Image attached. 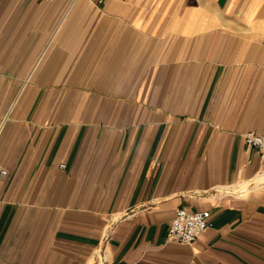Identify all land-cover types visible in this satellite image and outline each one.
<instances>
[{
	"label": "crops",
	"instance_id": "crops-1",
	"mask_svg": "<svg viewBox=\"0 0 264 264\" xmlns=\"http://www.w3.org/2000/svg\"><path fill=\"white\" fill-rule=\"evenodd\" d=\"M248 129L264 0H0V264H264Z\"/></svg>",
	"mask_w": 264,
	"mask_h": 264
},
{
	"label": "built area",
	"instance_id": "built-area-1",
	"mask_svg": "<svg viewBox=\"0 0 264 264\" xmlns=\"http://www.w3.org/2000/svg\"><path fill=\"white\" fill-rule=\"evenodd\" d=\"M243 139L258 149L261 170H264V133L248 129L243 132ZM0 173H5V169L0 168ZM209 215L208 209L189 210L179 206L167 226L166 237L186 243L193 241L210 224ZM93 264H106V261L98 255Z\"/></svg>",
	"mask_w": 264,
	"mask_h": 264
},
{
	"label": "bare ground",
	"instance_id": "bare-ground-1",
	"mask_svg": "<svg viewBox=\"0 0 264 264\" xmlns=\"http://www.w3.org/2000/svg\"><path fill=\"white\" fill-rule=\"evenodd\" d=\"M260 177H262V180L264 181V173H263V174H261V176H260ZM260 177H259V178H257V181H259V182L261 181V178H260Z\"/></svg>",
	"mask_w": 264,
	"mask_h": 264
}]
</instances>
